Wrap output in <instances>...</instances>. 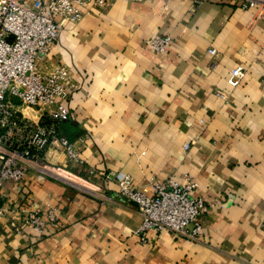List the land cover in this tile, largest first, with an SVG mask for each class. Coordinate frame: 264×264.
Wrapping results in <instances>:
<instances>
[{"label":"crops","instance_id":"crops-1","mask_svg":"<svg viewBox=\"0 0 264 264\" xmlns=\"http://www.w3.org/2000/svg\"><path fill=\"white\" fill-rule=\"evenodd\" d=\"M242 1L115 0L63 27L47 62L80 87L56 107L83 162L51 148L45 166L3 184L0 264H264V1ZM162 35L164 52L145 43ZM109 171L147 195L195 180L208 205L198 235L151 231L141 243L137 206ZM25 208H54L57 221L39 235Z\"/></svg>","mask_w":264,"mask_h":264},{"label":"built area","instance_id":"built-area-1","mask_svg":"<svg viewBox=\"0 0 264 264\" xmlns=\"http://www.w3.org/2000/svg\"><path fill=\"white\" fill-rule=\"evenodd\" d=\"M114 1L0 0V189L6 181L23 180L31 163L45 166L51 148L62 150L68 161L83 162L76 144L59 129L65 113L56 107L60 102H68L80 87L69 66L49 65L47 61L67 23L80 21L88 12L87 6L106 8ZM263 1L243 0L242 6L254 7ZM170 41L169 35H162L148 38L145 43L156 52H164ZM208 52L216 54L214 48ZM231 75L240 78L244 70L235 67ZM15 97L20 104L14 103ZM29 109L35 117L27 113ZM104 177L115 182L120 197L137 206L141 221L136 235L141 243L146 242L151 231L166 230L188 238L198 235L199 217L207 212L208 205L195 194V180L184 177L180 182L170 177L154 183L152 194L147 195L135 187L128 173L109 171ZM4 210L0 208V213ZM22 211V222L39 235L58 218L54 208L44 213L27 208ZM16 229L22 231L21 226Z\"/></svg>","mask_w":264,"mask_h":264},{"label":"rangeland","instance_id":"rangeland-1","mask_svg":"<svg viewBox=\"0 0 264 264\" xmlns=\"http://www.w3.org/2000/svg\"><path fill=\"white\" fill-rule=\"evenodd\" d=\"M13 101H14V103H16V104H20V101H19V99H18L17 97L13 98ZM27 113L30 114V116L35 117L34 112L31 111L30 109L27 110Z\"/></svg>","mask_w":264,"mask_h":264},{"label":"water","instance_id":"water-1","mask_svg":"<svg viewBox=\"0 0 264 264\" xmlns=\"http://www.w3.org/2000/svg\"><path fill=\"white\" fill-rule=\"evenodd\" d=\"M191 225H189V227H190Z\"/></svg>","mask_w":264,"mask_h":264}]
</instances>
